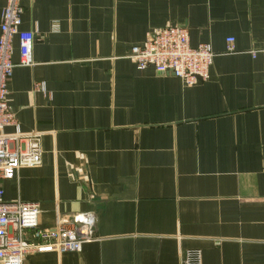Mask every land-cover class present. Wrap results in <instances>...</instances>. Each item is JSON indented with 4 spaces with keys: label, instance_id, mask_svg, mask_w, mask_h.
Listing matches in <instances>:
<instances>
[{
    "label": "crops",
    "instance_id": "crops-1",
    "mask_svg": "<svg viewBox=\"0 0 264 264\" xmlns=\"http://www.w3.org/2000/svg\"><path fill=\"white\" fill-rule=\"evenodd\" d=\"M19 4L33 64L14 39L7 101L39 134L41 165L2 180L4 199L38 203L41 229L91 216L95 236L23 264H180L189 249L201 264H264V0ZM170 25L210 44L206 79L128 57Z\"/></svg>",
    "mask_w": 264,
    "mask_h": 264
},
{
    "label": "built area",
    "instance_id": "built-area-1",
    "mask_svg": "<svg viewBox=\"0 0 264 264\" xmlns=\"http://www.w3.org/2000/svg\"><path fill=\"white\" fill-rule=\"evenodd\" d=\"M0 14V264H23L31 251H78L95 239L93 218L74 216L69 222L52 228L37 226L39 206L30 201L4 199L1 181L15 176L20 168L41 165L40 137L37 133L21 132L7 101L8 81L15 63L12 60L13 40L18 45L19 65L30 66L34 32L20 28L22 8L19 0H1ZM225 51H233L234 38L227 37ZM255 56L256 51L251 52ZM210 44L189 43L187 28L170 25L158 28L141 44L131 47L129 58L138 69L152 67L159 74H171L185 84L208 77L213 60ZM13 130L6 132L5 128ZM180 264H201L199 249H189Z\"/></svg>",
    "mask_w": 264,
    "mask_h": 264
}]
</instances>
